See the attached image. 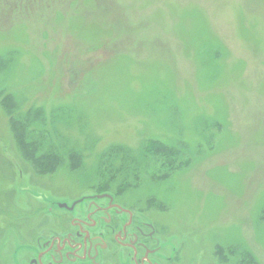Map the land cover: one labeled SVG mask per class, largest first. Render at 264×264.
Wrapping results in <instances>:
<instances>
[{
    "label": "rangeland",
    "instance_id": "374dc122",
    "mask_svg": "<svg viewBox=\"0 0 264 264\" xmlns=\"http://www.w3.org/2000/svg\"><path fill=\"white\" fill-rule=\"evenodd\" d=\"M98 189L181 264H264V0H0V260Z\"/></svg>",
    "mask_w": 264,
    "mask_h": 264
},
{
    "label": "flooded vegetation",
    "instance_id": "af4514ba",
    "mask_svg": "<svg viewBox=\"0 0 264 264\" xmlns=\"http://www.w3.org/2000/svg\"><path fill=\"white\" fill-rule=\"evenodd\" d=\"M101 189L82 193L61 213L49 208L28 236L15 222L16 251L0 264H181L178 254L166 256L165 236L157 224L141 220L140 212Z\"/></svg>",
    "mask_w": 264,
    "mask_h": 264
},
{
    "label": "trees",
    "instance_id": "16d2710c",
    "mask_svg": "<svg viewBox=\"0 0 264 264\" xmlns=\"http://www.w3.org/2000/svg\"><path fill=\"white\" fill-rule=\"evenodd\" d=\"M3 102L10 112L12 111V109L15 108L12 96H7L6 98H4ZM12 130L26 158L33 161L35 167L42 174H50L56 171L60 163L58 156L54 154H49L37 157V147L34 144L27 142V136L29 135V126L27 125V123L21 120L13 119Z\"/></svg>",
    "mask_w": 264,
    "mask_h": 264
}]
</instances>
